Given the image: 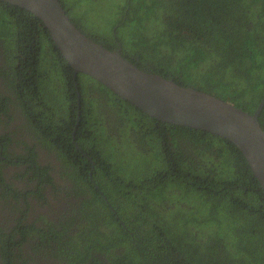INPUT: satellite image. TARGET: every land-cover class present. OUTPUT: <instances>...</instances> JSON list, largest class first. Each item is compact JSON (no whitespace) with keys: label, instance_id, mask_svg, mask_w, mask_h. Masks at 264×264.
I'll use <instances>...</instances> for the list:
<instances>
[{"label":"trees","instance_id":"trees-1","mask_svg":"<svg viewBox=\"0 0 264 264\" xmlns=\"http://www.w3.org/2000/svg\"><path fill=\"white\" fill-rule=\"evenodd\" d=\"M59 1L72 23L78 27L85 22L90 35L110 38L118 24L120 54L147 73L248 113L264 97V0ZM24 24L28 29H22ZM30 27L50 39L30 12L0 2V31L27 39L21 42L29 43L27 50L33 40L29 34H34ZM105 44L114 47L111 40ZM38 46H43L40 41ZM32 49L39 48L35 44ZM37 62L32 73L40 80L35 79L31 90L46 92L42 85L54 84V76L44 81L43 66ZM61 66L63 90L50 95L54 103L45 99L50 112L42 117L50 122L42 127H52L46 145L58 146L59 158L79 167L69 177L74 178L73 195L83 199L67 203L66 209L73 213L53 245L58 250L51 255L56 264H264V195L233 144L152 119L82 74L77 75L79 108L71 68L63 60ZM85 85L105 92L111 102L127 105L147 121L153 133L147 141L140 139L145 149L133 147L120 156L124 159L126 153L130 164L116 161L120 144L93 113L95 104ZM259 122L264 130V106ZM74 128L75 141L85 142L81 148L95 165L71 144ZM174 134L188 141L197 160L183 153L185 148L179 145L183 141ZM36 170L43 174L41 168ZM11 196L18 199L15 193ZM23 230L13 244L19 250L30 236ZM10 248L0 232V264H15ZM37 248L31 245L33 252Z\"/></svg>","mask_w":264,"mask_h":264},{"label":"flooded vegetation","instance_id":"flooded-vegetation-1","mask_svg":"<svg viewBox=\"0 0 264 264\" xmlns=\"http://www.w3.org/2000/svg\"><path fill=\"white\" fill-rule=\"evenodd\" d=\"M63 1L67 4L76 0ZM100 2L101 0L98 3ZM83 4L87 6L85 1ZM9 21L11 24H15L13 20L9 19ZM117 26L118 24L115 29ZM79 27L82 30H78L82 34L90 39L92 37L96 41H100V45L105 46L104 48L112 49L106 48L110 51L120 50V43L115 38V29L112 37L98 38L95 36L96 34H89L90 30H86L85 22L81 21L77 28ZM25 28L28 29L26 24L22 29ZM31 29L34 34H29V36L32 35L33 40L31 39V47L28 50L26 47L30 46L29 43L21 45V42H25L27 39L23 37L17 39V34L13 33L6 36L0 31V232L7 245L11 246L10 251L15 264H56L54 260L56 258L51 255H53V250H58L53 245L55 242L58 243V232L63 231L62 226L69 225L65 221L73 213L69 214L71 210L66 209L67 203L75 205L83 198H76L73 195L74 178L69 177V174L79 167L75 168L64 156L59 158L58 155L61 153L58 146L46 145L47 134L50 133L52 127H44V129L42 127L47 126L50 122L49 118L43 119L42 117L45 113L49 114L50 112V107L46 102L53 99L50 95L53 96V93L63 90V82L62 79L60 80L59 73L63 71L61 60L65 61V59L60 53L54 52L56 47L51 39H48L46 35L41 37L36 29ZM108 40L112 41L114 47L105 44ZM39 41L43 45L42 47L38 46ZM35 44L40 52L32 49ZM37 61L43 66L42 78L44 81H47L50 76H54V84L48 81L47 84L42 85L48 92L41 91L39 93L31 90V85H35L37 78L32 73L35 72L32 66ZM65 63L67 64L66 61ZM68 66L70 67V65ZM27 73L28 75H26ZM78 74L74 75L71 68L70 82L76 93V106L80 108ZM37 79L40 80V77ZM48 84H50V90ZM28 85L29 87H27ZM85 88L91 93L95 104L93 113L106 127L107 135L114 136L120 144L116 161L130 164L127 160L129 157L126 156L127 151H133V147L140 151L145 149L140 139L146 138L145 141H147L150 133H153L151 129L147 128V121H143L136 113H132L127 105L116 101L111 102L105 92L98 91L91 85H85ZM48 93L49 98L46 97ZM52 103L54 101H51ZM76 120L78 124L79 117ZM75 128L70 132L71 144L84 158L95 165L92 159L87 156V152L81 148L85 142L77 143L75 141ZM83 132H86L85 127H83ZM136 133L143 134L139 136ZM174 137L184 142L179 144L181 148H185L183 153L191 159L197 160L195 150L191 151L188 149L189 145H186L188 141L178 134H174ZM122 141L124 146L120 143ZM123 152H126L124 159H120ZM36 166L43 170V174L37 172ZM89 177L90 181H93L90 173ZM12 193H15L18 199L12 197ZM104 198L107 201L106 197ZM117 198L120 201L123 200L120 196ZM13 201L14 203H12ZM108 205L114 211L109 202ZM65 210L67 211L65 212ZM22 228L30 236H27L26 242L19 250L13 244L17 241L16 238L19 237ZM65 231L69 236L72 234L70 229ZM36 244L39 245V248L33 252L31 245Z\"/></svg>","mask_w":264,"mask_h":264},{"label":"water","instance_id":"water-1","mask_svg":"<svg viewBox=\"0 0 264 264\" xmlns=\"http://www.w3.org/2000/svg\"><path fill=\"white\" fill-rule=\"evenodd\" d=\"M0 2L39 19L74 75L92 78L152 119L210 133L233 144L264 195V130L259 122L264 97L255 111L248 113L210 94L147 73L124 59L120 50L110 51L82 34L59 0Z\"/></svg>","mask_w":264,"mask_h":264},{"label":"rangeland","instance_id":"rangeland-1","mask_svg":"<svg viewBox=\"0 0 264 264\" xmlns=\"http://www.w3.org/2000/svg\"><path fill=\"white\" fill-rule=\"evenodd\" d=\"M89 17H91V14L89 15Z\"/></svg>","mask_w":264,"mask_h":264}]
</instances>
